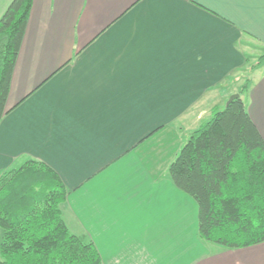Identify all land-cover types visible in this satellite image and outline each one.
Masks as SVG:
<instances>
[{
    "label": "crops",
    "instance_id": "obj_1",
    "mask_svg": "<svg viewBox=\"0 0 264 264\" xmlns=\"http://www.w3.org/2000/svg\"><path fill=\"white\" fill-rule=\"evenodd\" d=\"M263 51L264 0H32L0 120V171L27 159L53 169L63 222L101 264H264V241L202 239L195 200L168 173L210 117L191 121L196 105L219 91L210 108L224 107L240 80L264 139Z\"/></svg>",
    "mask_w": 264,
    "mask_h": 264
},
{
    "label": "trees",
    "instance_id": "obj_2",
    "mask_svg": "<svg viewBox=\"0 0 264 264\" xmlns=\"http://www.w3.org/2000/svg\"><path fill=\"white\" fill-rule=\"evenodd\" d=\"M32 0H11L0 15V120ZM264 62V51L256 66ZM254 67V66H253ZM251 69V68H250ZM239 97L189 132L170 163L173 183L197 204L202 239L227 248L264 241V139ZM66 188L41 161L0 171V264H101L91 240L61 216Z\"/></svg>",
    "mask_w": 264,
    "mask_h": 264
},
{
    "label": "rangeland",
    "instance_id": "obj_3",
    "mask_svg": "<svg viewBox=\"0 0 264 264\" xmlns=\"http://www.w3.org/2000/svg\"><path fill=\"white\" fill-rule=\"evenodd\" d=\"M243 76H244V78H248L249 73H246ZM244 82H243V80H240V83H238L236 87H238V89H240V87L242 86V84ZM219 94H220L219 91H210V93L207 96H205L203 99H201V102L196 105V107L193 109V111L191 112V114L189 115L188 118L193 122H196L200 119H202V120L207 119V117H209L211 115L210 114V110H211L210 106L214 103V101H216L218 99V96H220ZM232 94L233 93L229 94V92H226L223 95L224 98H221L219 101H224V103H226V101L228 100V98ZM243 95H245V92H243ZM208 105H209V107H208ZM200 112H201L200 117L195 118L196 113H200Z\"/></svg>",
    "mask_w": 264,
    "mask_h": 264
},
{
    "label": "water",
    "instance_id": "obj_4",
    "mask_svg": "<svg viewBox=\"0 0 264 264\" xmlns=\"http://www.w3.org/2000/svg\"><path fill=\"white\" fill-rule=\"evenodd\" d=\"M237 97H239V94L238 93H234V94H232L229 98H228V100L226 101V105L227 104H229L233 99H235V98H237Z\"/></svg>",
    "mask_w": 264,
    "mask_h": 264
}]
</instances>
